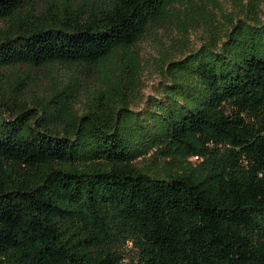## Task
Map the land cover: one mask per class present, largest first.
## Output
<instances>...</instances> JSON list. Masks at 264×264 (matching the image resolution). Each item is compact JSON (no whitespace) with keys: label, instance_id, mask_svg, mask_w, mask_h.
I'll return each mask as SVG.
<instances>
[{"label":"trees","instance_id":"1","mask_svg":"<svg viewBox=\"0 0 264 264\" xmlns=\"http://www.w3.org/2000/svg\"><path fill=\"white\" fill-rule=\"evenodd\" d=\"M197 1L0 0V264H264V58L203 44L132 108L139 42ZM56 64L97 70L81 109L79 81L27 103Z\"/></svg>","mask_w":264,"mask_h":264},{"label":"rangeland","instance_id":"2","mask_svg":"<svg viewBox=\"0 0 264 264\" xmlns=\"http://www.w3.org/2000/svg\"><path fill=\"white\" fill-rule=\"evenodd\" d=\"M203 44L205 49L199 51L197 59L215 58L220 73L236 68L247 58H264V0H198L197 6L183 8L177 16L152 29L138 44L139 70L135 73L136 89L131 101L140 116L152 108L154 99H164L170 89L168 61L181 59ZM21 70L28 73L25 95L32 108L37 106V97L46 99L55 86L79 81L77 108L81 109L101 83L97 70L74 69L63 64L39 67L31 72L28 66H23ZM14 85L17 89L22 87L20 83ZM190 160L198 163L201 158L196 155ZM133 260L130 251L127 261Z\"/></svg>","mask_w":264,"mask_h":264}]
</instances>
